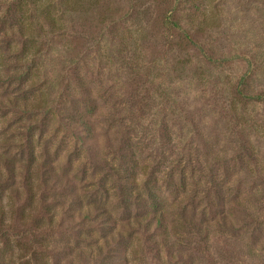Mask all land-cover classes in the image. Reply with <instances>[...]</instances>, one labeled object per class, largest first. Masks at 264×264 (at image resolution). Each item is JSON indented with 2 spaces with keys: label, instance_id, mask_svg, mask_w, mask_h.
<instances>
[{
  "label": "clouds",
  "instance_id": "9594fccd",
  "mask_svg": "<svg viewBox=\"0 0 264 264\" xmlns=\"http://www.w3.org/2000/svg\"><path fill=\"white\" fill-rule=\"evenodd\" d=\"M121 7L123 11L115 17L117 20L131 11V5ZM243 7L242 4H229L217 12L215 3L208 0L201 19L205 16L225 21L242 18L245 15L241 11ZM143 8L151 9V19L139 25H126L133 40L152 30V22L162 10H176L177 3L175 0L170 4L149 0ZM38 9L50 10L57 32L49 31L43 17L37 24L27 25L25 39L36 38L47 47L39 53L33 49L24 63L44 59L38 75L26 87L43 84L42 91L47 92L49 87L53 89L43 103L44 110L52 114L48 137L62 127V108L83 99L75 84L68 88L71 69L77 64L80 76L87 83L88 100L96 106V111L86 117L95 127L96 139L92 144H79L66 127L57 137L58 144L68 135L67 147L57 163L58 172L68 156L79 148V158L73 160L69 179L88 168L85 184L92 187L80 192L86 201L108 172L104 167L93 175L94 164L118 169L120 162L115 158L116 149L125 136L130 139L135 153L134 190L127 210L121 205L118 188L114 187L117 177L112 175L106 182L111 193L107 209L114 222V231L106 240L97 232L93 239L98 243L92 248L81 249L90 264L99 260L121 238L126 241L121 264H264V235L256 233L258 225L264 226V84L239 97L230 85L217 86L209 80L194 90L189 87L177 95L180 84L170 83L156 72L148 74L144 71L148 62L142 59L139 70L134 73L142 83L137 87L133 101L128 96L130 77L125 68L113 62L107 39L99 40L98 37L99 51H96L95 43L91 44L89 47L93 51L85 58L87 49L77 51L69 43L73 35L69 22L72 11H65L56 0H41ZM171 14L169 11L168 15ZM177 15L183 17L187 13L180 11ZM256 15L255 10L248 13L250 18ZM239 24L237 19V26ZM182 26L187 27V22L182 21ZM228 26V23L224 24L225 28ZM248 26L244 25L245 28ZM40 28H43L42 33ZM235 30L233 27L232 31ZM60 32L65 35L61 37ZM11 35L9 32L8 36ZM54 39H63V44L51 45L49 42ZM18 50V46L12 49L13 52ZM159 65L163 67L164 61L160 60ZM257 77L260 78V73ZM93 146L94 153L90 155L89 147ZM36 152L39 157L41 148L37 147ZM39 164L38 159L34 176ZM22 176L23 166L17 165V183L0 200L8 215L6 224L9 227L14 223L12 213L17 206L16 193L24 196ZM0 177L8 179L3 168H0ZM35 184L38 208L42 189L38 179ZM62 212L58 210L57 223ZM95 215V209L86 205L82 215L77 217V223L89 218L86 227L95 228L99 222L93 223L90 219ZM29 260L31 253L15 247L13 241V250L5 257V264H24ZM47 264H53L50 257Z\"/></svg>",
  "mask_w": 264,
  "mask_h": 264
},
{
  "label": "rangeland",
  "instance_id": "374dc122",
  "mask_svg": "<svg viewBox=\"0 0 264 264\" xmlns=\"http://www.w3.org/2000/svg\"><path fill=\"white\" fill-rule=\"evenodd\" d=\"M56 2L65 11H72L69 22L73 35L69 43L77 51L87 49L85 58L93 51L89 45L95 43L96 51H99L98 37L99 40L107 39L111 45L113 62L125 68L130 77V100H135L137 87L142 83L134 75L139 70V61L142 59L148 62V67L144 69L148 74L156 72L170 83L180 84L176 90L177 95L189 87L194 90L209 80L217 86L230 85L234 94L239 97L248 95L257 86L264 84V0H212L217 12L229 4L244 6L241 9L245 13L244 17H234L231 21L206 16L201 19L202 9L208 0H175L177 9L162 10L152 22V30L142 33L135 40L131 38L126 25H139L142 21L151 19V9L143 8L149 0ZM162 2L170 4L173 0ZM40 3L41 0H0V168L8 173L7 180L0 177V200L17 183V165L23 166L21 187L24 192L23 198L19 192L16 193L17 206L12 213L14 223L11 227L6 224L8 215L0 205V264H5V257L12 252L13 241L15 247L31 253V260L24 264H47L49 257L53 264H90L89 258L81 249L92 248L98 243L93 239L97 232L106 240L114 231V222L107 209L111 193L106 182L112 175L117 177V185L114 187L118 188L121 205L127 210L134 190L132 180L136 170L135 153L130 139L125 136L116 149L115 158L120 162L118 169L94 164L93 175L104 167L108 168V172L95 191L87 196L86 201L81 198L80 192L92 187L85 184L88 168H83L69 179L73 160L79 158V148L68 156L64 167L58 172L57 163L67 147L68 135L60 139L58 144L57 137L66 127L79 144H92L96 139L95 127L86 117L96 111V106L88 100L87 83L80 76L77 64L71 69L68 88L75 84L83 99L79 102L72 101L70 107L62 108V127H58L48 137L52 114L44 110L43 103L53 89L49 87L44 92L43 84L26 87L38 75V68L43 66L44 59L24 63L33 49L39 53L47 47L36 38L25 39L27 25L37 24L43 17L49 31L57 32L56 22L50 18V10H39ZM124 4L131 5V11L117 20L115 17L123 11L121 6ZM113 5L116 7L113 8ZM182 5L185 7L182 8ZM253 10L257 15L250 18L248 13ZM169 11L172 12L171 16L168 15ZM180 11L187 15L178 16ZM237 19L240 20L239 26ZM182 21L187 22V27L182 26ZM225 23H228V28L224 27ZM245 24L249 26L245 28ZM233 27L236 28L235 31H232ZM39 31L42 33L43 28ZM9 32L12 33L11 36H8ZM64 35L65 33L60 32L61 37ZM49 43L53 46L56 43L63 44V39H54ZM14 46H18L19 50L13 52ZM51 50L49 47L48 51ZM160 60L164 61L163 67L159 65ZM61 67L63 68V62ZM257 73H260L259 79ZM17 140L23 143H15ZM37 147L41 148L39 157ZM89 153H94V146L89 147ZM38 159L39 169L34 176L33 169ZM35 179L39 180V187L42 189L39 192L38 208ZM140 203L143 205L144 202ZM86 205L95 209L96 215L90 218L93 223L99 222L95 228L86 227L89 218L77 223V217L82 215ZM58 210H63L59 223ZM256 233L264 235V226L258 225ZM125 248L126 241L121 238L93 264H121Z\"/></svg>",
  "mask_w": 264,
  "mask_h": 264
},
{
  "label": "trees",
  "instance_id": "16d2710c",
  "mask_svg": "<svg viewBox=\"0 0 264 264\" xmlns=\"http://www.w3.org/2000/svg\"><path fill=\"white\" fill-rule=\"evenodd\" d=\"M173 23V22H172Z\"/></svg>",
  "mask_w": 264,
  "mask_h": 264
}]
</instances>
